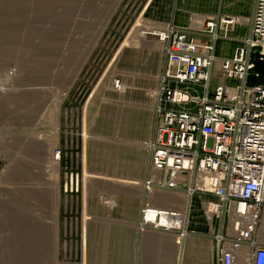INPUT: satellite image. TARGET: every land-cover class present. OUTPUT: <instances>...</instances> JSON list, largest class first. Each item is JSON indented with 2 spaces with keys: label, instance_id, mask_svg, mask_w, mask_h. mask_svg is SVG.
Listing matches in <instances>:
<instances>
[{
  "label": "rangeland",
  "instance_id": "374dc122",
  "mask_svg": "<svg viewBox=\"0 0 264 264\" xmlns=\"http://www.w3.org/2000/svg\"><path fill=\"white\" fill-rule=\"evenodd\" d=\"M176 9L173 0H0V264H82L88 204L92 213L97 200L116 203L120 182L148 172L166 66L150 32L201 17L191 11L178 25ZM224 82L236 85L215 71L212 87Z\"/></svg>",
  "mask_w": 264,
  "mask_h": 264
},
{
  "label": "built area",
  "instance_id": "2783aa9c",
  "mask_svg": "<svg viewBox=\"0 0 264 264\" xmlns=\"http://www.w3.org/2000/svg\"><path fill=\"white\" fill-rule=\"evenodd\" d=\"M197 18L192 28L170 24L150 32L166 66L157 123L146 144L145 188L183 196L186 209L176 200L169 207L147 202L138 226L176 233L180 241L195 234L189 226L197 207L206 222L218 223V264H264V85L250 84L253 58L264 62V0H256L250 34L239 40L232 59L216 57L217 42L237 40L243 18ZM215 71L236 85L213 88Z\"/></svg>",
  "mask_w": 264,
  "mask_h": 264
},
{
  "label": "crops",
  "instance_id": "0c3cea01",
  "mask_svg": "<svg viewBox=\"0 0 264 264\" xmlns=\"http://www.w3.org/2000/svg\"><path fill=\"white\" fill-rule=\"evenodd\" d=\"M176 9L174 13L175 23L187 25L191 11L199 15L219 19L223 16H239L243 18V24L239 25L234 41H221L217 43L216 55L218 59L230 58L235 49L240 45L239 40L249 36L252 19L254 16L256 0H173ZM196 6V10L186 7ZM162 22L169 20L168 15H157L153 18ZM126 180V181H125ZM147 172L138 179L127 177L120 182L119 197L116 203L110 205L101 204L99 200L96 206L89 211L87 207L88 221L82 222V264H218L216 258V242L214 233L218 230V223H201L195 214L189 228L195 234L179 241L178 235L163 230L147 228L139 229L140 212L145 203L150 202L159 207H186L184 197L171 192L154 190L148 193L145 188ZM117 187V186H116ZM113 208L109 213L107 206ZM200 211V210H199ZM89 215L92 219H89Z\"/></svg>",
  "mask_w": 264,
  "mask_h": 264
},
{
  "label": "trees",
  "instance_id": "16d2710c",
  "mask_svg": "<svg viewBox=\"0 0 264 264\" xmlns=\"http://www.w3.org/2000/svg\"><path fill=\"white\" fill-rule=\"evenodd\" d=\"M256 72H259L262 74L261 79L258 81L254 80V78H251L250 82L252 81L251 84H264V66L261 63L257 64L256 67Z\"/></svg>",
  "mask_w": 264,
  "mask_h": 264
},
{
  "label": "bare ground",
  "instance_id": "6f19581e",
  "mask_svg": "<svg viewBox=\"0 0 264 264\" xmlns=\"http://www.w3.org/2000/svg\"><path fill=\"white\" fill-rule=\"evenodd\" d=\"M143 34V33H142ZM12 89V88H11ZM147 178H148V172H147ZM147 181V180H146ZM145 184H146V182H145ZM159 191V190H158ZM186 204H184V206H185ZM184 210L186 209V208H183ZM181 241V240H180Z\"/></svg>",
  "mask_w": 264,
  "mask_h": 264
}]
</instances>
